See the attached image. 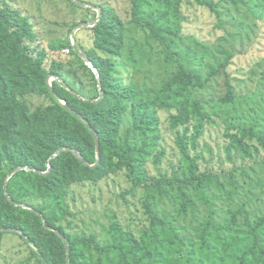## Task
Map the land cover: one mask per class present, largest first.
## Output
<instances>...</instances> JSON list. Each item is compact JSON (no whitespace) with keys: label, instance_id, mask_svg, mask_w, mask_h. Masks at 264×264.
Instances as JSON below:
<instances>
[{"label":"rangeland","instance_id":"1","mask_svg":"<svg viewBox=\"0 0 264 264\" xmlns=\"http://www.w3.org/2000/svg\"><path fill=\"white\" fill-rule=\"evenodd\" d=\"M5 1L15 6L33 26L32 37L26 42L28 54L33 59H41L46 72L55 71L60 77L50 75L46 80L47 84L53 89V81H57L68 92L79 96L80 100L97 98L100 87V75L82 48L101 56L95 42L94 28L102 19L105 8H109L117 16L122 24L123 38L119 56L124 58L123 67L121 65L118 69L120 76L117 79L120 84L125 81L134 85L137 89V100L142 99L150 103L158 120V131L150 136L155 137L154 142L147 139L143 140L144 143L142 140L131 143L132 149L137 150L134 148L137 145L141 150L131 155L134 171L141 178L149 175L159 179L163 176L166 179H174L180 172L183 157L179 148H176L175 135L178 132L183 138H186V135L181 129L171 126L172 120L169 118L174 111L170 112V107L167 108L168 104H173L172 98L179 88L178 84L172 82L176 63L199 76V83L203 88H193L191 96L202 102L211 123L205 126L197 148L192 147L191 152L197 160L200 173H210L219 180L217 187L206 186L209 191L207 198L212 200L211 206L217 213L214 223L225 224L227 229L235 232L226 235V239L232 249H239L237 240L241 239L242 234L248 233L249 225L254 226L258 218L264 215V152L248 160L242 152L237 151L234 138L237 136L249 143L248 138L242 137L241 127H250L259 134L264 133V21L255 15L256 11L251 13L248 5L232 2L219 10L210 11L192 0H184L181 6L184 21L180 22L179 28L176 29V24L171 22V18L156 14L171 13L168 8L171 5L169 0H163L160 4H153L152 0L148 4L145 0L146 15L152 18L155 28L170 42L169 51H165L160 42L150 35L148 29L134 25L132 0ZM219 12L222 19L217 16ZM176 32L177 35L174 36ZM71 48H75L76 53H73ZM167 52H170L172 59L167 58ZM86 60L94 70L87 65ZM227 80L236 95L234 103L229 105L222 102L228 92ZM53 98L61 106L67 105L66 100L55 95ZM100 98L99 95L98 99ZM18 99L24 102L27 110L24 123L20 126L27 127L26 133L16 140L14 145L7 147L0 141V193L4 189L8 195L6 202L0 194V227L20 222L17 224L18 231H12L10 228L0 229V264H38L35 255L38 251L33 245L26 243V236L20 229H33L40 220L45 229L55 233L63 230L79 240L91 237L99 242L100 246H106L110 240L108 229L114 222H118L122 229L130 231L137 238L140 237L149 224L144 206L145 191L133 186L125 168L116 158L109 159L106 154L105 167L99 165L100 145L96 139L92 143L93 146L87 150L89 162L93 166L99 165V170L105 174L99 180L88 181L80 178L71 181V175H68L57 185L58 191L56 187L55 193H45L35 189L32 184L25 185L22 181L24 179L19 175L21 171H42L20 167L10 173L19 159L20 152L25 155L24 158H36L39 154L40 146L31 143L30 148L25 142L31 135H34L33 139L35 138L37 143L41 140L42 135L35 137V134L40 133L37 115L54 106L50 97L37 91L18 95ZM152 101L155 103L152 104ZM63 122L62 119L61 123L67 124ZM130 126L127 113L115 137L119 143H124ZM57 133L59 137H66L63 125ZM71 133L74 135L78 131L72 129ZM77 142L73 136V147L56 152L50 161L68 150L81 159V154L74 149V146L78 145ZM82 143L85 147L86 144L83 141ZM252 145L254 146L250 143V146ZM46 163L48 173L51 166L49 160ZM8 186L13 187L12 192L17 200L13 201ZM220 189L236 191L234 201H225L226 194L220 192ZM186 191L194 199V206L188 210L186 216L178 215L177 202L168 195L154 194L152 205V209L157 212H170L173 215V225L185 243L184 255L192 260L187 259L184 264H237L229 253L221 252V244L214 240V236L207 239L210 256L200 250V253L197 252V249H203L205 246L201 243L198 232L200 226L209 220V206L198 197V193L190 188ZM169 192L171 196L175 193L172 189ZM215 192L218 194L214 195ZM24 209L32 210L39 218L26 216L22 211ZM258 238L264 249V227L258 231ZM245 241L247 248L252 241L247 238ZM248 264H264V260H260L256 254L250 257Z\"/></svg>","mask_w":264,"mask_h":264},{"label":"trees","instance_id":"2","mask_svg":"<svg viewBox=\"0 0 264 264\" xmlns=\"http://www.w3.org/2000/svg\"><path fill=\"white\" fill-rule=\"evenodd\" d=\"M146 1L148 4L150 3V0ZM192 1L210 11L219 10L220 7L229 5L231 2L237 5H248L251 13L256 11L255 15L264 21V0ZM152 2L153 4H160L163 0H152ZM71 3L73 2L71 1ZM169 3L171 5L168 8L172 14L169 12H160L162 15L156 14L167 19L171 18V22H175L176 29H178L180 22L184 21L181 14V6L184 4V0H169ZM131 4L134 25L148 29L150 35L160 42L163 49L169 51L170 42L155 28L152 18L148 14L146 15L145 0H132ZM73 5L75 6L74 3ZM217 16L222 19L221 12ZM31 32L33 33V26L28 18L17 11V8L9 2L0 0V141L9 147L26 133L25 128L27 126L21 127L20 125L24 123L23 119L26 117L27 110L24 102L18 99V95L37 91L50 97L54 104L53 107L46 108L42 114L37 115V126L40 133L35 134V137L42 135L41 140L37 143L35 138L33 139L34 135H31L25 142L28 147L31 143L37 147L40 146L39 154L36 158H24L25 155L20 152L19 159L13 165L10 173L20 167L42 171L41 173L35 170L21 171L19 175L24 179L22 181L25 185L32 184L35 189L43 190L45 193H55L56 187L57 191L59 190L57 185L65 180L68 175H71L69 178L71 181H77L80 178L95 181L103 178L105 174L99 170V165L105 167L107 161L105 155L107 154L109 159L116 158L118 163L123 165L126 175L134 187L144 189L145 214L149 222L147 228L138 238L130 231L122 229L118 222H114L108 229L110 240L106 246H100L99 242L91 237L79 240L77 237L66 234L63 230H58V233H55L45 229L40 220L33 229H20L22 234L26 236V243L33 245L38 251L37 254L35 253L38 264H184L185 260L188 259L184 255L186 247L184 240L173 225L171 220L173 215L170 212H157L152 209V205L155 199L154 194L168 195L177 202L178 215L186 216L188 210L194 206V199L186 191L187 188L198 193V197L209 206V220L200 226L198 232L202 240L201 243L205 246L203 249H197L198 253L201 251L206 256H210L211 250L207 244V239L214 236V240L221 244V252L229 253L237 264H248L250 257L256 254L259 255L260 260H264V249L259 244L258 238V231L264 227V215L258 218L254 226L249 225L248 233L242 234L241 239L237 240L239 249H232L228 239H226V235L235 232L227 229L225 224L217 225L214 223L217 213L211 206L212 200L207 198L209 191L206 190V186L215 185L217 187L219 180L210 173H200L197 160L193 158L191 152L192 147L197 148V142L203 136L205 126L211 123V118L205 112L202 102L191 96L193 88H203V85L199 83V76L186 71L181 64L176 63V73L172 82L178 84L179 88L172 98L173 104H168L167 108L170 107L168 109L170 112L174 111L171 112L169 118L172 120L171 126L181 129L186 135V138H183L179 132L175 135L176 148H179L181 157H183L180 172L174 179H166L164 176L159 179L149 175L141 178L134 171L131 158L134 152L141 150L137 145L134 147L137 150L132 149L131 143L139 140L146 141L147 139L154 142L155 137L150 136L158 131V120L150 103L144 102L142 99L137 100L136 87L125 81L120 84L117 79L120 76L117 73L119 72L118 69L121 65L123 67L124 62V58L119 56V48L123 44V38L122 24L117 16L109 8H105L102 19L94 28L95 42L98 44L97 49L101 56L82 48L100 75L99 88L102 91L100 99H98L100 89H98L97 98L90 100H80L79 96H74L68 92L57 81H53L52 89L46 80L50 75H57L56 72H46L42 60L33 59L27 52L29 49L26 42L32 37ZM173 35H177V32ZM68 45L70 47L69 41ZM74 49L71 48V51L76 53ZM166 56L168 59H172L170 52H167ZM226 84L228 92L222 102L229 105L234 103L236 95L229 80L226 81ZM54 95L66 100L67 105L61 106L53 98ZM156 99L159 100L157 97ZM154 103L152 101V104ZM127 113H129L131 126L127 130L124 143L121 144L115 137L123 123V117ZM62 119L64 120L63 123L66 122L67 124H62ZM25 123L27 124V120ZM62 125L66 133L65 138L59 137L57 133ZM72 129L77 130L78 133L73 135ZM240 133L243 138L249 139V143H247L237 136L234 137L236 149L243 153L244 158L250 160L264 152V133L259 134L250 127H241ZM73 136L78 141V145L74 146V149L81 154V159L68 150L61 152L57 158L50 161L51 156L56 152L63 148L73 147L71 145ZM95 139L100 145L101 158L98 166H93L89 162L87 150L93 146L92 143ZM82 141L86 144L85 147ZM250 143L254 146H250ZM48 160L51 169L46 173ZM169 188L175 191L174 195L171 196L169 192L171 189ZM221 188L225 187L221 186ZM8 191L13 201L18 199L13 194L12 186H8ZM217 192L214 195H217ZM220 192L226 194L224 195L225 201H234L236 191L232 192L230 189L229 191H222L220 189ZM0 194L4 201L8 202V195L5 194L4 189L1 190ZM12 204L10 205L14 206ZM27 206L29 207L28 204ZM22 211L26 216L38 217V214L32 210L24 209ZM46 220L49 219L46 218ZM19 222L13 223L12 226L0 227V229L10 228L12 231H18L17 224ZM22 234L20 236L23 238ZM246 238L250 242L252 241L247 248ZM216 254L218 255V253ZM169 258L173 259L170 260ZM188 260L192 261L191 258ZM193 264L201 263L193 262Z\"/></svg>","mask_w":264,"mask_h":264},{"label":"water","instance_id":"3","mask_svg":"<svg viewBox=\"0 0 264 264\" xmlns=\"http://www.w3.org/2000/svg\"><path fill=\"white\" fill-rule=\"evenodd\" d=\"M80 3H78V5H79ZM77 30V28L75 29V31ZM85 59V58H84ZM86 63H87V65L90 67V68H92L93 69V67H92V65L89 63V61H87L86 60ZM94 70V69H93ZM100 89V88H99ZM100 97H102V91H101V89H100ZM23 236V235H22ZM23 238H24V236H23Z\"/></svg>","mask_w":264,"mask_h":264}]
</instances>
